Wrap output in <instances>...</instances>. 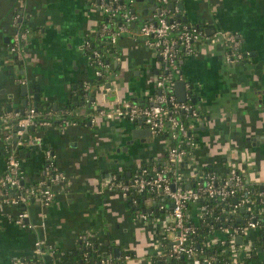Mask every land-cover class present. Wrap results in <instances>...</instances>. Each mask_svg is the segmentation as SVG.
Returning <instances> with one entry per match:
<instances>
[{
    "label": "crops",
    "instance_id": "crops-1",
    "mask_svg": "<svg viewBox=\"0 0 264 264\" xmlns=\"http://www.w3.org/2000/svg\"><path fill=\"white\" fill-rule=\"evenodd\" d=\"M153 3L137 0L141 17L157 13ZM168 6L171 17L201 31L193 51L178 58L180 76L168 87L179 100L174 83L184 80L185 100L179 101L193 102L199 117L188 121L198 146L178 166L185 186L205 166L219 178L235 168L256 197L264 182V0H175ZM105 18L98 0H0V115L33 105L58 117L56 125L34 127L24 140L12 139V147L26 144L29 149L21 158L24 180L35 181L43 174L46 149L66 174L52 184L54 196L43 207V225L37 200L26 206L31 228L15 223L16 207L0 205V264L31 258L37 237L71 249L82 232L94 235L104 252L121 257L124 264H159L151 261L153 237L168 244L173 235L165 230L170 202L160 192L126 195L120 187L142 166L163 162L172 141L163 133L133 137L130 130L145 123L113 113L124 100H152L159 90L162 58L149 39L134 36L138 23L120 31L112 43L102 32ZM16 29L28 30L21 57L9 50ZM226 30L240 39L241 59L227 60L224 40L214 34ZM88 46L105 52V76L96 74ZM64 104L70 105L67 119L74 118L59 124L65 118L60 116ZM13 126L12 119L0 122V170L8 147L3 137ZM185 211L190 222L199 221L195 204ZM239 211L235 218L242 222L247 212ZM137 212L146 218H137ZM210 235L229 236L221 226H214ZM247 235L256 242L254 260L261 261L260 229L249 227ZM169 264L194 263L185 257Z\"/></svg>",
    "mask_w": 264,
    "mask_h": 264
},
{
    "label": "built area",
    "instance_id": "built-area-1",
    "mask_svg": "<svg viewBox=\"0 0 264 264\" xmlns=\"http://www.w3.org/2000/svg\"><path fill=\"white\" fill-rule=\"evenodd\" d=\"M123 0H98L106 16L112 17L118 15L124 20L119 22L114 29L104 22L102 32L108 33L110 41L115 42L120 31L127 28V22H133L137 18L132 9H123ZM136 0H125L128 5H133ZM179 1V0H178ZM158 5L157 13L150 19H146L137 24L133 30L134 36L141 35L149 39L162 58V72L156 81L159 88L158 93L154 95L148 103H139L132 100H124L113 111L117 117L139 118L149 128L151 133L166 134L172 142L167 147L165 160L155 162L150 166L144 165L139 168L129 180L121 184L124 194L129 192H160L162 198L172 202L169 221L165 224V230H171L173 233L168 244L162 239L153 237L154 253L152 262L160 261L163 264V258L169 262L186 257L191 259L194 264H209L214 256L199 252L194 243L193 235L196 234V224L190 222L186 216V207L188 204H195L198 210V219L202 218L209 210L210 205L206 202L208 199L215 198L221 202L233 198V205L228 209L229 215L235 217L240 212L241 207L247 212L243 221L244 225L235 224L222 225L221 227L229 235L225 239H216L214 236L207 235L205 244L210 246L218 241L224 243L227 240L229 249L232 253V264H237L244 256H250L256 242L247 235L249 227H258L260 229L259 240L263 243L264 250V226L257 219L258 214L264 208V182L260 185L257 196L253 195V186L246 182L242 175L235 169L228 170V174L219 178L212 169L204 170L198 173L194 182L189 187L185 186L184 175L179 171V163L188 159L191 151L198 146L197 141L190 132L188 121L191 118H199L198 112L188 101H179L176 96L168 89L173 85L174 80L180 76V68L177 59L182 54H189L193 51L194 42L200 36V29L197 26L187 25L181 19L171 17V9L168 6L170 0H156ZM27 29H16L12 34V42L9 50L21 57L23 53V43L27 38ZM227 47V60L241 59L243 51L240 47V39L233 31H222L219 34ZM92 58L96 64V74L100 77L108 72V62L103 61L102 54L98 50H93ZM51 110L47 109L45 114L37 110L36 106H26L23 111L13 109L0 115V122L7 119L13 120V128L4 134L5 144L8 145L5 155V165L0 170V205H10L16 207L14 221L22 227H33V222L29 221L30 213L27 210V204L31 199L37 200L40 206V225H43L45 207L52 200L54 190L52 184H56L66 177L53 159V153L46 149V161L43 167V174L35 181L25 182L21 169V159L14 152L15 145L12 147V139L22 140L23 136L30 127H48L56 125L50 117ZM46 116L47 118H45ZM61 123L73 122L67 118L61 119ZM37 139H40L37 136ZM9 148V149H8ZM236 198V201H234ZM24 205L17 208L18 205ZM225 207L222 206V210ZM137 218H146V213L137 212ZM227 219V218H225ZM211 232V231H210ZM241 236V243L236 242V237ZM86 246L91 245V238H96L92 234L82 232L77 236ZM243 242V243H242ZM243 245V247H240ZM34 253L41 259L33 261V264H40L46 255L53 256L56 253L55 244L47 241L45 236L37 237L33 241ZM62 253V252H60ZM100 258L99 264H114L113 255L110 252H104ZM83 256L86 252H83ZM264 264V258L258 261ZM13 264H27L23 258H15ZM89 264V263H86Z\"/></svg>",
    "mask_w": 264,
    "mask_h": 264
},
{
    "label": "trees",
    "instance_id": "trees-1",
    "mask_svg": "<svg viewBox=\"0 0 264 264\" xmlns=\"http://www.w3.org/2000/svg\"><path fill=\"white\" fill-rule=\"evenodd\" d=\"M153 1H156V0H153ZM122 4H124L122 6L123 9L133 8L135 10V13L137 15V18L133 20L135 24L141 23L142 21H145L147 19V18L141 17V14L138 12L137 7H136L137 0L135 1L133 5H128V3L125 2V0L122 1ZM105 22L109 25L111 29H114L115 26H117L119 22L124 23V20L120 18L118 15H114L112 17L106 16ZM131 23L132 21L127 22L126 26L130 28ZM93 50H97L96 46L87 47L88 54H91ZM98 51L102 54L103 61H106L107 56L104 55L105 52H103L101 49H99ZM90 57L92 58V55ZM189 103L193 106L192 104L193 102L189 101ZM69 107H70L69 104H66V105L64 104V106L62 107L63 111L60 115L61 117L67 118V114L65 113L69 109ZM37 110L42 112V114H45V110L42 111L41 107L37 106ZM44 117L47 118L46 116ZM48 118H51L53 121H55V119H57L58 117L55 118L54 115H50V117L48 116ZM73 118L74 117L72 116L69 119H73ZM32 128L34 127H30L25 133V135L27 134L29 135ZM27 150L29 149L26 144H23V145L21 144L14 148V152L16 156H18L20 159L25 157ZM208 169H210V167L205 166L204 169H202V171L208 170ZM32 201L33 200L31 199V202ZM206 202L210 205L211 210H209L206 214H204L202 218H199L198 219L199 221L195 223L197 231H196V234L193 235L194 243L197 246L199 252L207 254L208 256L210 255L214 256V259L209 264H232V253L229 249V244L227 240H225L224 243H220V241H218L210 246H207L205 244V239L207 235L210 233V231H212L214 226H222L225 224L232 225L235 223L236 225L241 226V225H244L246 222L245 221L239 222L237 221L235 217L229 215L228 209L233 205L232 204L233 198H230L222 202L219 199L211 198V199H208ZM222 206L225 207L223 210H222ZM22 207H24V205L19 204L17 208H22ZM257 219L264 226V208H263V211L260 214H258ZM90 241H91V245L86 246L82 241L77 240L74 247L71 249H63L62 247L54 243L56 253L53 256L46 255L45 259L42 260L40 264H71V260H70L71 257L74 258L75 264H86V263L99 264L100 258L102 257L103 254H105L104 250L101 248L100 242L97 238H91ZM83 252H86L85 256L82 255ZM39 258L41 259V257L38 254H36L32 256L31 258L25 257L23 259L27 264H33V261H37L39 260ZM184 258L182 259L178 258V261L179 260L182 261L184 260ZM113 262L114 264H124L121 257L119 258L113 257ZM163 264H169V261L166 258L165 259L163 258ZM237 264H259V262L255 261L254 255L251 254L250 256L242 257L240 260H238Z\"/></svg>",
    "mask_w": 264,
    "mask_h": 264
},
{
    "label": "water",
    "instance_id": "water-1",
    "mask_svg": "<svg viewBox=\"0 0 264 264\" xmlns=\"http://www.w3.org/2000/svg\"><path fill=\"white\" fill-rule=\"evenodd\" d=\"M139 1H141V0H139ZM179 3L182 4V1H180ZM155 4L153 3V7L155 6ZM174 4H175V0H170L168 5L173 6ZM132 11H135V10L132 8ZM144 12L146 13V11H144ZM149 19L151 20L152 18H149ZM174 87H175V90H176V93L178 95L179 100H185V95H184L185 94V81L182 80V79L175 81ZM21 88L23 90L22 94H25L26 93V84L23 83L21 85ZM34 104L36 105L37 102L34 101ZM7 109H10V106H8ZM142 119H143L142 117H139V121H138V123L141 124V125H143ZM130 132H131V135L133 137L149 136L151 134V131L145 125H143L142 128H133V129L130 130ZM14 141H16V139ZM189 186H190V184L186 185V187H189ZM132 193L134 194V192H132ZM142 198H146V195H142ZM234 201H236V198H234ZM172 205H173L172 202H170V206H172ZM143 210H146V209H143ZM240 210L243 212L244 208L241 207ZM236 240H239V242H240L241 236H237ZM115 251H116V249H115Z\"/></svg>",
    "mask_w": 264,
    "mask_h": 264
},
{
    "label": "rangeland",
    "instance_id": "rangeland-1",
    "mask_svg": "<svg viewBox=\"0 0 264 264\" xmlns=\"http://www.w3.org/2000/svg\"><path fill=\"white\" fill-rule=\"evenodd\" d=\"M150 137H152V138H153V135H150Z\"/></svg>",
    "mask_w": 264,
    "mask_h": 264
}]
</instances>
